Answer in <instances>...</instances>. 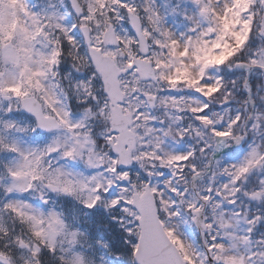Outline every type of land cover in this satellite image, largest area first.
Listing matches in <instances>:
<instances>
[{
    "label": "snow or ice",
    "instance_id": "1",
    "mask_svg": "<svg viewBox=\"0 0 264 264\" xmlns=\"http://www.w3.org/2000/svg\"><path fill=\"white\" fill-rule=\"evenodd\" d=\"M0 264H264V0H0Z\"/></svg>",
    "mask_w": 264,
    "mask_h": 264
}]
</instances>
